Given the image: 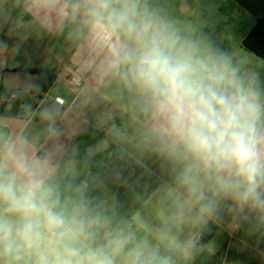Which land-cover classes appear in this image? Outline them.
<instances>
[{"label":"crops","instance_id":"crops-1","mask_svg":"<svg viewBox=\"0 0 264 264\" xmlns=\"http://www.w3.org/2000/svg\"><path fill=\"white\" fill-rule=\"evenodd\" d=\"M24 7L19 39L0 32V90L17 92L23 101L22 116L0 115V181H39L51 189L56 210L73 221L71 234L99 260L178 262L177 239L168 231L175 230L176 217L201 206L187 201L173 162L142 142L146 121L110 68L108 45L117 37L106 41L88 0H26ZM233 64L262 82L243 60ZM68 67L85 78L84 87L66 77ZM34 69L54 76L41 95ZM3 207L0 214L7 215ZM186 236L190 264H218L214 245ZM15 258L0 255L7 264Z\"/></svg>","mask_w":264,"mask_h":264},{"label":"clouds","instance_id":"clouds-1","mask_svg":"<svg viewBox=\"0 0 264 264\" xmlns=\"http://www.w3.org/2000/svg\"><path fill=\"white\" fill-rule=\"evenodd\" d=\"M88 10L106 41L117 37L108 45L110 68L146 121L142 142L173 162L191 206L211 211L208 193L238 204L264 200V92L255 79L241 75L226 55L142 10L140 0H88ZM52 195L39 181H0L7 214H0V255L19 258L74 232Z\"/></svg>","mask_w":264,"mask_h":264},{"label":"rangeland","instance_id":"rangeland-1","mask_svg":"<svg viewBox=\"0 0 264 264\" xmlns=\"http://www.w3.org/2000/svg\"><path fill=\"white\" fill-rule=\"evenodd\" d=\"M25 4L26 0H0V32L6 31L9 38L19 39L25 29L22 27L27 18ZM140 8L165 21L181 36L226 55L232 63L238 64L241 59L249 64L258 71L262 81L258 86L264 92V60L243 46V38L254 27L257 18H264V0H140ZM213 200L208 201L211 211L193 209L192 215L176 217L172 224L173 227L176 225L175 230L168 231L177 239L178 262L172 264H190L187 234L203 236L207 241L205 244L214 245L212 250H216L218 264H264V200L238 204L231 197L220 196L212 205ZM201 223L204 228L198 230ZM76 240L69 234L52 243L46 241L40 250L16 257L9 264H38L42 258L50 264H62L66 259L96 264L99 257ZM67 249H75L77 254L73 256ZM37 253L40 256L35 259ZM133 260L128 258L126 264H138ZM210 261L212 264L214 259ZM0 264L5 262L1 260Z\"/></svg>","mask_w":264,"mask_h":264},{"label":"trees","instance_id":"trees-1","mask_svg":"<svg viewBox=\"0 0 264 264\" xmlns=\"http://www.w3.org/2000/svg\"><path fill=\"white\" fill-rule=\"evenodd\" d=\"M243 46L264 60V18H258L254 27L243 39ZM37 75V89L41 93L46 92L54 81V76L43 69H34ZM23 101L17 92L0 90V115L22 116Z\"/></svg>","mask_w":264,"mask_h":264},{"label":"built area","instance_id":"built-area-1","mask_svg":"<svg viewBox=\"0 0 264 264\" xmlns=\"http://www.w3.org/2000/svg\"><path fill=\"white\" fill-rule=\"evenodd\" d=\"M66 77L68 79H70L74 85L78 88H82L84 87V85L86 84V80L85 78L80 74L78 73L77 71H75L74 69L72 68H67L66 70V73H65ZM57 101H59L60 103H62V99L60 98H56Z\"/></svg>","mask_w":264,"mask_h":264}]
</instances>
